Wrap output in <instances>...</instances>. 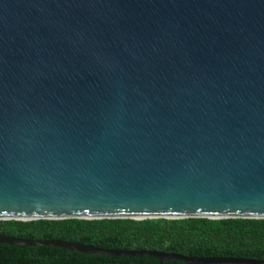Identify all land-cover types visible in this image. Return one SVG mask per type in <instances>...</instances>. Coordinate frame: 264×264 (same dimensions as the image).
<instances>
[{"label": "water", "instance_id": "95a60500", "mask_svg": "<svg viewBox=\"0 0 264 264\" xmlns=\"http://www.w3.org/2000/svg\"><path fill=\"white\" fill-rule=\"evenodd\" d=\"M186 217L264 218V0H0V220Z\"/></svg>", "mask_w": 264, "mask_h": 264}, {"label": "trees", "instance_id": "16d2710c", "mask_svg": "<svg viewBox=\"0 0 264 264\" xmlns=\"http://www.w3.org/2000/svg\"><path fill=\"white\" fill-rule=\"evenodd\" d=\"M0 234L60 239L113 249L264 261V218H102L0 220ZM0 264H185L150 256L85 254L57 246L0 243ZM204 264H246L217 262Z\"/></svg>", "mask_w": 264, "mask_h": 264}]
</instances>
